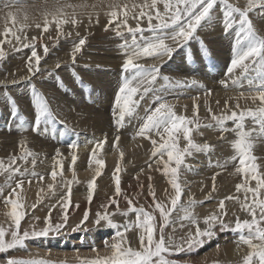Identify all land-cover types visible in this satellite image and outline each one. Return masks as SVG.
I'll return each mask as SVG.
<instances>
[{"label": "snow or ice", "instance_id": "obj_1", "mask_svg": "<svg viewBox=\"0 0 264 264\" xmlns=\"http://www.w3.org/2000/svg\"><path fill=\"white\" fill-rule=\"evenodd\" d=\"M19 0H17V3ZM11 7V5H5ZM261 10L264 14V0H45L39 7V17H30L25 11H7L5 27L0 33L4 39H0V62L6 59L7 53L3 45L13 46V50L19 52L21 48L30 49V55L25 62L27 76L15 78L11 73V81H0L4 86V96L10 107L11 117L18 118L23 123L21 130L27 131V121L21 115L15 99L8 93L9 83L15 86L27 82L31 90L32 106L34 108V121L30 128L33 133L46 132L43 125L59 122L67 129L64 121H58L56 113L43 93L32 83L37 75H42L41 61L49 54L46 44L35 43L37 37L31 41L21 33L35 24L41 29V36L49 32L50 27L55 28L56 39L70 36L71 33L64 32L65 25L76 26L78 17L87 15L89 20L93 15L98 16L104 12L107 22L105 31H114L117 37L124 39L119 47L123 49L124 60L122 63V76L120 86L115 94L113 102V124L116 135L112 141V148L119 153L112 172L111 180L114 186L113 194L102 202L95 213L93 223L97 226L105 225L114 229L110 239L104 241V255H100L98 249L92 248L97 253L96 257L84 261L83 264H182L181 261L172 259L176 254L190 253L193 249L204 245L206 240H211L217 235V228L221 232L232 231L237 234L235 243L237 248L241 245L247 247L248 251L243 255L240 264H264V157L254 154L259 143H264V35H260L254 27L250 13ZM219 20L225 33L229 30L234 32V43L232 45V57L225 72V78L218 83L227 90L229 87H242L243 80H248L247 94L240 91L237 96L229 97L224 101L223 108L219 113L211 107L209 97L212 90L197 80H175L167 75L161 76L163 58L171 59L173 54L180 48L185 47L189 41L196 39V33L206 24ZM12 22V27L8 26ZM42 21V23H41ZM134 22V26L132 23ZM98 22V21H97ZM146 23V28L144 24ZM125 33L131 36L129 41ZM147 33V34H146ZM79 35V33H77ZM52 39L51 35L47 37ZM15 42V43H14ZM86 40L78 39L73 43L70 51L71 63L75 64L78 54L81 53ZM204 55H209L208 49L203 47ZM38 48L43 49V56L38 53ZM153 59L161 61L159 64L146 65L141 60ZM61 63H56L59 69ZM257 73L255 79H250V74ZM77 82L83 84L81 78L76 75ZM163 79L166 84L177 86L198 85L204 90L203 104L207 112V122L199 115L200 96L192 97L191 116L178 113L176 105L170 103L167 97L156 94L152 100V106L144 109V115L139 116L138 108L141 101L150 93H156V83ZM60 87L63 82L60 81ZM87 87V85H85ZM251 101L254 107H241L240 101ZM235 101V106L230 105ZM216 104L219 106L220 101ZM187 106L185 105V108ZM137 119L138 127L132 135V139L142 138L151 144L150 157L147 162L149 172H160L170 186L164 189V198L158 197L152 176L147 177V198H151L147 204H139L138 198L144 195V184L139 176H135L137 188L136 195H130L122 188L121 161L124 152L117 146L121 139V129L126 127L127 122ZM229 122L231 127H229ZM202 128H211L221 133L220 140H225V133L233 134L234 138L229 141L233 155L224 161H217L210 167H217L221 171L229 166L233 168V174L239 176L240 182L235 184L237 195H227L219 200L217 207L211 213L198 218L193 211L198 202L189 196L187 201L182 197L185 193L182 174L189 171L195 174L196 170L186 163V158L196 153H209L214 146L204 142L198 143L194 133H199ZM70 131V129H69ZM108 141L107 134L102 139L89 141L93 147L88 155L89 167L95 165L94 175L87 181V201L91 204L97 192V178L103 175L105 160L99 158L101 151H106L105 145ZM69 149L70 163L67 170L72 173L71 180H65L64 170L66 157L60 148L55 149L52 157L51 171L47 174L52 183L47 184L49 193L55 194L56 187L66 188L61 196L59 207L62 212L60 222L53 223L51 211L44 217V227L37 229L33 224L30 228H22L21 222L25 219V184L31 186L33 181L44 182L46 176L35 171L38 154L28 147L27 138H22L18 144V152L10 153L8 157L0 158V175L5 179L0 184V202L9 210L4 213L5 222H0V253L7 254L9 251H27L26 242L32 238L46 237L49 234L59 233L68 221V212L72 205V184L80 183L76 177L75 165L78 160L76 149L78 141L67 144ZM29 162L31 168L28 166ZM155 165V167H153ZM143 173L144 169L141 168ZM220 173H214L211 177L212 193L216 192V179ZM59 178V181H58ZM133 186L130 184L129 188ZM37 193L36 202L31 205L37 207L43 197ZM242 194V197L241 195ZM126 202V207L121 209L120 200ZM226 201H235L240 205V211L246 217L233 213L234 221L226 219L228 209ZM53 208L56 205L52 206ZM79 207V205H75ZM175 213L179 216L180 227L184 228V222L190 227L185 235L176 238L173 219ZM130 214H134V219ZM124 218L123 223L116 221V216ZM90 212L85 209L83 217L73 231L80 230L81 226L89 220ZM39 220V217H34ZM234 224V226H233ZM203 225V227L201 226ZM172 227V232L167 229ZM130 233H135L138 243L133 246ZM219 248V245H217ZM0 264H50L45 260L23 259L15 256H5Z\"/></svg>", "mask_w": 264, "mask_h": 264}, {"label": "rangeland", "instance_id": "obj_2", "mask_svg": "<svg viewBox=\"0 0 264 264\" xmlns=\"http://www.w3.org/2000/svg\"><path fill=\"white\" fill-rule=\"evenodd\" d=\"M44 2L45 0H19L18 3L17 0H0V33L3 32L5 27L6 22L4 17L7 11L11 10L17 12L19 10L21 13L26 11L30 17L34 16L40 19L38 16V9ZM71 2H79V0H71ZM88 2L92 3L93 0H88ZM233 2H236V0H233ZM239 2L243 3L244 0H239ZM5 5H11V7H5ZM250 18L258 33L264 35V14L261 13V10L257 9L250 13ZM78 19L79 23L76 26L71 24L64 26V32L71 33V35L61 37L59 40L56 39L54 27H50L49 32L45 33L43 37L41 36V29L36 28L35 24L21 33L22 38L27 37L29 41H31L32 37H37L38 39L35 41L36 44L39 45L40 43H44L49 48V54L41 61L43 74L37 75L32 80V83L44 94L50 107L56 113L58 121H64V123L67 124V129L64 128L63 124L53 122L52 124L42 126L46 129V132L42 131L39 135L33 133L30 128L31 123L34 121V108L32 106L30 87L27 82H22L15 86L9 83L7 91L15 99L21 115L24 117V120L27 121L25 127H28V130H21V124L23 122L18 118L11 117L10 107L4 96L5 89L3 84H0V158L6 159L10 153L18 152V142L22 138H27L28 147L38 154V162L35 171L46 176L44 182L38 183L34 180L31 186H28L27 183L25 184V210L27 215L21 222L22 228H30L33 224L37 229L43 228L44 217L49 215L50 208L52 209L51 218L53 223L61 221L62 212L59 207V201L63 193L66 192V188L58 186L54 189L55 194L49 193L47 184L52 183V181L49 180L50 178L47 177V174L51 171V166L53 164L52 157L55 154V149L60 147L64 157L67 158L65 161L64 178L65 180L72 179V173L67 170V164L70 163L67 144L74 140L79 142V147L76 149L79 158L75 165V171L77 180L80 181L78 184H72L71 199L73 207L69 209L66 226L61 229L59 233L49 234L46 237L32 238L26 242L27 251L29 253L24 250H16L15 252L9 251L7 254L0 253V260H3L5 256H15L23 259L45 260L50 262V264H83L84 261L96 257L97 253L92 251L93 247L98 249L100 255L105 254L104 241L110 239L115 231L114 229L107 228L103 224L97 226L93 221L95 220V213L99 209L100 204L106 202L107 197L113 194L114 186L111 176L114 168L111 169L113 166L111 161H115L114 164H116V161L120 158L119 153L112 148V141L116 135L113 124V102L115 94L120 86L122 76L125 75L122 73V63L125 57L123 55V49L119 47L124 43V39L117 37L114 31H105L104 25L107 22V17L104 12H100L98 16L93 15L91 21L87 15L78 17ZM7 23L9 27L13 26L11 21ZM130 23L134 26V22L130 21ZM144 27L146 28V23ZM77 33H79V35H77ZM49 35H51L52 39L47 38ZM125 36L129 41L131 40L130 35L125 33ZM196 37V39L189 41L185 47L178 49L171 59L167 57L163 58L161 76L167 75L172 78L173 81L195 79L199 83L205 85L212 90V95L208 98L211 107L215 112L219 113L226 99L237 96L240 91H244L246 94L248 91V80H243L242 87H229L227 90L218 83L221 79L225 78L224 74L232 57L234 32L230 29L228 33H225L222 23L219 20H215L200 28L196 33ZM80 38H84L86 43L81 53L78 54L76 63L72 64L70 51L73 43L77 42ZM0 39H4V37L0 35ZM201 41L203 42V47L208 49L209 55L203 54ZM3 47L7 56L3 62H0V81L7 80L10 82L13 78L12 75H10L11 73H15V78L17 80H19L21 76L26 77L28 74L25 68V62L31 50L21 48L19 52H16L13 50V46L9 44H5ZM38 53L43 56V49L38 48ZM58 61L61 63L59 69L56 68V63ZM104 62L106 63L104 64ZM140 62L146 65L161 63V61L153 59H145ZM76 75L81 78L83 84L77 82L75 79ZM256 75L257 73L253 71L249 78L255 79ZM60 81L63 82V87H60ZM85 85H87V87H85ZM155 87L157 90L156 93H150L141 101L140 107L138 108L139 116L144 115L145 108L152 106V100L156 94L167 97L170 103L176 105L178 113L191 116L189 114L192 112V97L199 95V115L201 112L200 118L207 122V112L203 104L204 90L198 85H169L166 84L163 79H160ZM217 100L220 101L219 106L216 104ZM240 104L241 107H254L251 101L246 102L241 100ZM185 105L187 106L186 108ZM230 105L234 107L235 101H230ZM228 126H232L230 122ZM137 127L138 120L133 119L127 122L126 127L121 129L120 132L121 139L117 146L121 150L123 149L122 151L124 152V158L121 161V176L122 180H126V182L125 180L122 182V188L130 195H136L139 189L136 186V180L133 178L134 174H138L139 172V175L136 174L135 176H139L140 181L144 184L145 187L143 191L145 195L139 196L138 203L147 204L151 198L149 197V199H146L148 183L146 175L152 176V183L154 184V188L156 187L155 190L158 197L164 198L163 188H168L169 192H171V189L170 186L167 185L166 178L163 177L160 172L153 171L150 173L147 169L151 144L149 141L139 137L135 140L132 139V135L135 133ZM105 134L108 136V141L105 145L106 151H101L99 153V158L105 160V169L103 175L97 178V192L94 197L97 204H95L94 201L89 204L87 201L86 185L87 181L94 175L93 169H95V165H93L94 168L91 169V166L87 169L89 166L88 155L93 147L92 144H89V141L102 139ZM201 135L202 137H200ZM220 136L221 133L215 129H200L199 133H194L196 141L198 143L207 142L213 145L214 148L207 154L196 153L194 156L186 158V163L188 165L192 167L195 165L193 168L196 172L195 174L189 171L183 172L182 180L185 182L187 179L188 180L184 184L185 193L182 199L183 201H187L189 196H191L195 198V200L198 199V202H202L197 204L193 209L198 218H202L204 214L207 215L214 211L219 200L223 199L225 196L237 195L235 192V184L240 182V178L233 174V168L229 166L226 170L221 171V169L217 167L209 166L210 161L214 165L217 161L222 162L233 155V150L229 144V141L234 138L233 134L225 133L224 136L226 139L223 141L220 140ZM201 138H204L206 141L204 139L202 141ZM130 142L133 143L132 146L128 144ZM124 143H127V145L125 146ZM127 146H130V153H128L129 149ZM218 152L220 153L218 154ZM254 154L264 157V143H259L256 146ZM146 157L148 159H146ZM112 158L113 160H111ZM78 165L79 167H77ZM28 166L31 168L30 162ZM82 167L86 169L81 170ZM153 167H155V165H153ZM141 168L144 169L143 173L140 172ZM217 172L220 174L216 179V192L212 193V198L208 199L206 197H208V194L212 190L211 177ZM130 176L131 178H129ZM4 179L5 177L0 175V184H3ZM100 184L102 186H99ZM130 184L133 186L132 188H129ZM41 188L44 189L43 192H40L43 199L41 203L33 209L31 205L36 202L37 193ZM76 195L79 200L76 198ZM199 195L202 197H198ZM240 195L242 197V194ZM77 204L79 205L78 208L75 207ZM53 205H56V207L53 208ZM201 206L204 208H202L203 210L200 209ZM120 207L121 209L126 207V202L123 199L120 200ZM226 207L228 209V216L226 219L229 221H234L233 213L240 216L242 219L250 218L246 217V214L240 211V205L235 201H226ZM85 209H88L90 212L89 220L81 226L80 230L73 231L72 229L80 223ZM8 210L9 209L0 202V222L6 221L4 213ZM33 211L36 213L34 214ZM180 215H182V213H175L173 216V219L176 221L174 225L176 229L174 235L176 238L185 235L190 227L187 222H184V228L181 229L179 220ZM130 216L134 219V214H130ZM34 217H39L40 219L35 220ZM123 220V217L119 215L116 216V221L118 223H123ZM201 226L203 227V225ZM216 231L217 235L211 239L210 242L206 240L204 245L193 249L190 253L185 252L176 254L171 258L181 261L182 264H207L208 262V264H240L238 258L242 259L243 255L246 254L243 251H248L247 247L241 245L239 247L240 250L237 248V244L235 243L237 234L232 231L221 232L219 228H217ZM167 232L171 233L172 227L168 228ZM220 233L222 238H220ZM130 235L134 241L133 246H136L138 238L135 233H130ZM218 235H220V237ZM215 240L220 241L222 244H217L219 248L216 247L213 250L209 249L207 251V247L205 246H209ZM200 248L202 252L204 251L203 253L200 251ZM232 250L234 253H231ZM214 251L215 253L217 252L216 255L213 253ZM210 252L212 253L210 254ZM225 252H227V254ZM198 254L201 257L197 256ZM218 254L219 256H217ZM177 257L179 259H177ZM184 257L187 260H185Z\"/></svg>", "mask_w": 264, "mask_h": 264}, {"label": "bare ground", "instance_id": "obj_3", "mask_svg": "<svg viewBox=\"0 0 264 264\" xmlns=\"http://www.w3.org/2000/svg\"><path fill=\"white\" fill-rule=\"evenodd\" d=\"M38 16H39V15H38ZM32 25H33V24H32ZM95 52H98V51H95ZM85 57H86V56H85ZM87 57H88V56H87ZM90 59H92V58H90ZM88 60H89V59H88ZM92 60H93V59H92ZM94 60H95V59H94ZM97 60H98V59H97ZM99 60H101V59H99ZM90 61H91V60H90ZM95 61H96V60H95ZM95 61H94V62H95ZM101 61H102V60H101ZM98 63H99V62H98ZM105 63H106V62H104V64H105ZM45 64H46V63H45ZM47 64H48V63H47ZM102 64H103V63H102ZM41 66H42V65H41ZM201 110H202V109H201ZM183 111H184V109H183ZM191 113H192V112H191ZM191 113H190L189 115H191ZM202 114H203V113H202ZM200 115H201V112H200ZM198 136H199V135H198ZM200 137H202V135H201ZM203 137H204V136H203ZM198 138H199V137H198ZM204 138H205V137H204ZM204 138H203V139H204ZM201 139H202V138H201ZM203 139H202V141H203ZM204 140H205V139H204ZM205 141H206V140H205ZM128 144H129L130 146L133 145L132 142H130V143H128ZM124 145L126 146L127 143H126V144L124 143ZM130 146H127L128 149H129V150H128V153L131 152V149L129 148ZM59 148H60V147H59ZM215 149H216V148H215ZM122 150H123V149H122ZM3 151H5V150H3ZM147 151H148V150H147ZM148 152H149V151H148ZM219 153H220V152H218V154H219ZM112 154H114V153H112ZM149 154H150V153H149ZM220 155H221V154H220ZM112 157H113V156H112ZM147 157H148V156H147ZM147 157H146V159H148ZM217 159H218V158H217ZM111 160H113V158H112ZM189 161H190V160H189ZM126 162H127V161H126ZM191 162H192V161H191ZM195 162H197V161H195ZM111 163L113 164V166L111 167V169H112V168H115V165H116V164H114L115 161H111ZM83 165H84V164H83ZM127 165H128V164H127ZM192 165H193V164H192ZM138 166H139V164H138ZM194 166H195V165H194ZM194 166H193V167H194ZM77 167H79V165H78ZM88 168H90V167L88 166L87 169H88ZM92 168H94V167L92 166L91 169H92ZM79 169H80V168H79ZM84 169H86V168H85V167H82V168H81V170H84ZM136 169H137V168H136ZM132 170H133V169H132ZM93 171H94V169H93ZM112 171H113V170H112ZM112 171H111V172H112ZM127 172H128V171H127ZM129 172H130V171H129ZM135 172H136V171H135ZM150 173H151V172H150ZM128 174H129V173H128ZM136 174H137V173H136ZM136 174H134V177H135ZM185 174H186V173H185ZM190 174H191V173H190ZM190 174H189V175H190ZM203 174H204V173H203ZM137 175H139V172H138ZM186 175H187V174H186ZM186 175H185V176H186ZM192 175H193V174H192ZM204 175H205V174H204ZM85 176H86V175H85ZM110 176H111V174H110ZM206 176H207V175H206ZM103 177H104V176H103ZM146 177H148V175H146ZM129 178H131V176H130ZM81 179H82V177H81ZM193 179H194V178H193ZM49 180H50V179H49ZM124 180H125V179H124ZM124 180H122V182H123ZM130 180H131V179H130ZM142 180H143V179H142ZM187 180H188V179H187ZM187 180H186V182H187ZM205 181H206V180H205ZM106 182H107V181H106ZM125 182H126V180H125ZM125 182H124V183H125ZM128 182H129V181H128ZM141 182H142V181H141ZM144 182H145V181H144ZM188 182H189V181H188ZM192 182H193V181H192ZM99 183H100V182H99ZM127 184H128V183H127ZM156 184H157V183H156ZM111 185H112V184H111ZM153 185H154V184H153ZM157 185H158V184H157ZM99 186H102V185L100 184ZM186 186H187V185H186ZM189 186H190V185H189ZM144 187H145V186H144ZM184 187H185V186H184ZM100 188H101V187H100ZM155 188H156V187H155ZM159 188H160V187H159ZM105 189H106V188H105ZM110 189H111V188H110ZM113 189H114V188H113ZM123 189H124V188H123ZM160 189H161V188H160ZM163 189H164V188H163ZM163 189H162V191H164ZM146 190H147V189H146ZM146 190H145V191H146ZM112 191H113V190H112ZM162 191H161V192H162ZM190 191H191V190H190ZM200 191H201V190H200ZM158 193H160V192H158ZM192 193H193V192H192ZM63 194H64V193H63ZM144 195H145V194H144ZM188 195H189V193H188ZM206 195H207V194H206ZM73 196H75V195H73ZM192 196H193V195H192ZM198 197L201 198L202 196L199 195ZM198 197H197V198H198ZM76 198L78 199L77 195H76ZM58 199H59V197H58ZM148 199H149V198H148ZM194 199H195V198H194ZM78 200H79V199H78ZM78 200H77V201H78ZM197 200H198V199H197ZM197 200H196V201H197ZM94 202H95V204H97V203H96L97 201L94 200ZM204 203H205V202H204ZM198 204H200V203H198ZM211 204H212V203H211ZM209 206H210V205H209ZM205 207H206V206H205ZM202 208H203V207L201 206L200 209H202ZM210 208H211V207H210ZM210 208H209V209H210ZM213 208H214V207H213ZM203 209H204V208H203ZM203 209H202V210H203ZM207 210H208V209H207ZM205 211H206V210H205ZM208 212H209V211H208ZM33 213L35 214L36 212L33 211ZM197 213H198V211H197ZM199 214L201 215L200 212H199ZM204 215H205V214H204ZM117 221H118V220H117ZM220 235H221V233H220ZM220 235H218V236L220 237ZM220 238H222V235H221ZM230 240H231V239H230ZM210 241H211V240H209L208 242H210ZM212 241H213V240H212ZM222 241H223V240H222ZM133 242H134V241H133ZM136 242H137V241H136ZM136 242H135V244H136ZM229 242H230V241H229ZM137 243H138V242H137ZM205 243H206V241H205ZM205 243H204V244H205ZM220 243H221L220 241L215 240L212 244H210L209 246H205V247H207V251H208L209 249H210V250H211V249L213 250L214 248L217 247V244L220 245ZM221 244H222V243H221ZM227 246H228V245H227ZM229 248H230V247H229ZM225 249H226V247H225ZM241 249H242V248H241ZM32 250H33V249H32ZM236 250H237V249H236ZM239 250H240V249H239ZM244 250H245V249H244ZM15 251H16V250H15ZM15 251H14V252H15ZM20 251H21V250H20ZM22 251H23V250H22ZM200 251L202 252L201 248H200ZM200 251H199V252H200ZM219 251H220V250H219ZM230 251H231V250H230ZM241 251H242V250H241ZM197 252H198V250H197ZM203 252H204V251H203ZM203 252H202V253H203ZM205 252H206V251H205ZM243 252L246 253L247 251H243ZM19 253H20V252H19ZM27 253H29V252L27 251ZM192 253H193V252H192ZM206 253H207V252H206ZM206 253H205V254H206ZM208 253H209V252H208ZM211 253H212V252H210V254H211ZM213 253H215V251H214ZM216 253H217V252H216ZM216 253H215V255H216ZM223 253H224V252H223ZM225 253L227 254V252H225ZM231 253H234V251L232 250ZM195 254H196V253H195ZM199 254H200V253H199ZM199 254H198L197 256H200ZM205 254H204V255H205ZM235 254H236V253H235ZM241 254H242V253H241ZM186 255H187V254H186ZM191 255H192V254H191ZM206 255H207V254H206ZM206 255H205V256H206ZM212 255H213V254H212ZM35 256H36V254H35ZM187 256H188V255H187ZM193 256H194V255H193ZM195 256H196V255H195ZM205 256H204V257H205ZM217 256H219V254H218ZM217 256H216V257H217ZM185 257H186V256H185ZM185 257H184V258H185ZM200 257H201V256H200ZM200 257H198V258H200ZM207 257H208V256H207ZM210 257H211V256H210ZM225 257H226V256H225ZM186 258H187V257H186ZM186 258H185V260H187ZM190 258H191V257H190ZM211 258H212V257H211ZM214 258H215V257H214ZM217 258H218V257H217ZM177 259H179V258L177 257ZM192 259H194V258H192ZM207 259H209V258H207ZM211 260H212V259H211ZM213 260H214V259H213ZM189 261H190V260H189ZM189 261H188V262H189ZM199 261H200V260H199ZM199 261H198V263H199ZM206 261H207V260H206ZM217 261H218V260H217ZM217 261H216V262H217ZM238 261L241 262V259L238 258ZM207 262H208V261H207ZM235 262H236V261H235ZM208 263H209V262H208ZM208 263H207V264H208ZM196 264H197V263H196ZM203 264H204V263H203Z\"/></svg>", "mask_w": 264, "mask_h": 264}]
</instances>
